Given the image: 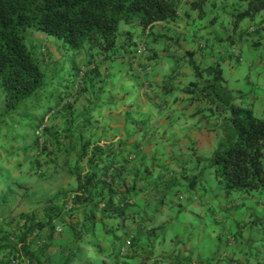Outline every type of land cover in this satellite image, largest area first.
I'll list each match as a JSON object with an SVG mask.
<instances>
[{"label":"crops","instance_id":"1","mask_svg":"<svg viewBox=\"0 0 264 264\" xmlns=\"http://www.w3.org/2000/svg\"><path fill=\"white\" fill-rule=\"evenodd\" d=\"M172 1L180 7L179 0ZM248 1L191 0L173 17L148 27L149 51L136 68L129 51L144 33L136 23L117 51L97 55L106 59L102 71L110 78V95L97 100L110 103L105 120L114 127L109 114L114 103H129L122 113L137 129L132 142L141 143L142 165L134 168L144 167V193L130 209L144 213V252L133 248L138 262L264 264V188L224 193L210 164L228 116L224 97L206 85L214 72H220L233 103L250 104L264 117V7L237 17ZM94 124L100 135L103 125ZM183 190L184 199L178 200ZM119 227L117 234L138 229L133 221Z\"/></svg>","mask_w":264,"mask_h":264},{"label":"trees","instance_id":"2","mask_svg":"<svg viewBox=\"0 0 264 264\" xmlns=\"http://www.w3.org/2000/svg\"><path fill=\"white\" fill-rule=\"evenodd\" d=\"M174 6L172 0H0V214L13 204L15 188L19 186L3 166L16 154L12 142L25 138L31 131L34 140L30 147H37L42 134L50 136L57 149L63 145L61 130H51L46 117L63 106L61 97L70 94L72 76L79 69L77 55L84 52L89 59L94 51L97 55L117 51L121 41H126L131 33L130 29L120 31L121 23L143 27L144 39L152 36L146 28L173 17ZM263 7L264 0H249L237 17L244 18ZM27 28L54 36L63 52L56 60L49 56L50 60L44 65L28 43ZM40 51L45 54L44 47ZM65 73L69 74L68 78ZM220 80L217 71L206 84L214 96L224 97L229 114L224 120L222 145L213 152L210 164L215 166L224 193L261 190L264 188V117H257L250 104L233 103L231 92L222 87ZM87 122L82 120L81 126ZM65 125L63 134L69 138L71 129ZM52 131L56 132L55 137ZM130 134L126 131L123 139L111 138L101 144L105 133L84 138L83 132H78L79 149L69 170L76 179L71 206L80 213V220L69 223L63 243L55 245L54 221L60 210L49 197L42 208L41 219L34 213L26 215L22 226L10 231L1 223L0 264H76L86 249L96 256H118L119 247L127 238H131L135 251L144 252V246L140 245L144 213L140 216L130 211L134 198L144 193V174H141L144 167L128 168L130 154L134 157L141 154L139 143L132 142ZM70 147L68 143L65 149ZM141 160L137 164H141ZM13 218L19 221L18 216L10 221ZM105 218L113 223H104ZM127 221L136 223V232L117 234L119 226ZM44 226L48 227V235L43 240L35 231ZM97 227L102 228L101 234ZM101 236L105 238L104 243L111 245H108L111 254H108V246L100 242ZM33 239L35 246H31ZM141 261L144 264V258Z\"/></svg>","mask_w":264,"mask_h":264},{"label":"rangeland","instance_id":"3","mask_svg":"<svg viewBox=\"0 0 264 264\" xmlns=\"http://www.w3.org/2000/svg\"><path fill=\"white\" fill-rule=\"evenodd\" d=\"M135 28L136 27L132 24H120V31H125L126 29H131L133 31ZM44 33L45 32L42 30L36 31L30 28L26 29L28 43H30L36 56L43 60V64L45 65L48 60H50L49 56L56 60L63 50L60 48L59 43L54 36ZM143 38L144 37L141 34L136 44L140 43ZM145 40L149 43L150 37H146ZM41 47L45 48V54L40 51ZM131 48H133V46H131ZM91 55L97 56V52L94 51ZM76 58L77 63L79 64V69L77 74H75L74 77L72 76L73 80L70 82V94L67 97H61L60 103H64L62 104L63 106L60 109L55 108L54 111L46 117V124L48 127H52L51 130H61L59 133L60 135H63L64 138L61 149H57V146L50 141V136L48 137L47 134L40 135L37 147H34V145L30 147L31 142L34 140V135H32L31 131H28L25 138L21 137L12 142V148L16 151V154L11 158L10 162L3 164L6 171H8L10 178L18 183L19 186L15 188L16 198L13 204L0 214V224L4 223L6 229L10 231L12 229H17V227H21L26 215L34 213L38 219H41L42 208L46 205L48 198L50 197L52 198L53 203L58 205L60 210L58 218L54 221L55 245L63 243L68 224L75 223L81 218L79 212H76L72 206L69 207V205H71V198L76 192V179L70 172L69 167L75 162L76 153L79 149L77 145L78 132H83L84 138L92 137L90 134L99 135L98 132L100 126L95 125L94 123L101 122L103 125L101 126V132L106 135L102 137L100 143L104 144L109 142V139L114 135L118 136V139H123L124 135L122 133L125 130L130 133H134L137 130H134L132 126H129L130 122L126 121V117H124V114L122 113L124 108L130 105L129 103H120L112 107L113 112L110 111L111 113L109 114H112L111 120L113 121L114 127L109 126L108 122L105 120V115H107L109 110L107 105L104 103H97L98 99L99 101L102 99L98 98L99 95L103 94L102 97L105 96V100L107 99V96L110 95V88H108L110 78L107 76L105 70L102 71V69L107 68V66H105L107 64H105L106 59H99V56H97L96 59L90 60V58H86L84 52L78 54ZM87 62L89 64H87ZM67 67H71L70 61H67ZM95 69L96 73L94 71ZM65 77L68 78L69 74L65 73ZM59 84L61 87L65 86V83ZM101 88L104 89V93L99 92ZM65 103L73 104L67 106ZM84 119L88 122L86 125L81 126L82 120ZM65 124H68V127L71 129V137L69 138L64 137L65 133L63 134L64 130H62V127ZM53 131L51 134L55 137L56 132ZM57 137H59L58 133ZM112 139L114 141L118 140L114 138ZM68 143H71L72 148L65 149V146ZM67 150L69 152H66ZM138 155L139 157H137ZM137 156L134 157L133 154H130L129 158L131 159V162L129 168L136 167L138 160L140 161L143 159L142 153L137 154ZM39 170L43 172L39 173ZM60 193H65L66 196L63 197ZM184 195L185 190L183 195L181 191L177 193V196H183V199ZM178 200L181 199L178 197ZM17 216L19 221H16L14 218L10 221L12 217ZM103 222L110 224L113 223L106 218ZM101 231L102 228L97 227L98 234H101ZM35 232H37L41 236L39 237L44 240L48 235V227L44 226ZM35 234L36 233L32 234V237L35 236ZM100 239L101 243L106 246L110 245L109 242L104 243L105 238H103V236H101ZM33 240L34 242L31 246L36 245L35 239ZM127 240H124L122 245H120V247H124V250L119 249L118 256H96L86 249L76 264H123L124 262L138 264L136 254L131 245V238H128ZM141 243L142 246H144V242ZM108 249L109 254L111 248L108 246Z\"/></svg>","mask_w":264,"mask_h":264},{"label":"built area","instance_id":"4","mask_svg":"<svg viewBox=\"0 0 264 264\" xmlns=\"http://www.w3.org/2000/svg\"><path fill=\"white\" fill-rule=\"evenodd\" d=\"M188 0H181L182 3L187 2ZM256 27H249L248 31H254ZM147 47H148V43L146 41H142L141 43H139L138 46H136V48L134 49L131 59L130 61L134 64L133 67L136 68L137 67V62L138 59L141 57L142 54H144L147 51ZM146 70L147 67H146ZM183 196H179V199H182ZM69 207H71V205H69ZM128 241V240H127ZM121 250H124V247L122 246L120 248Z\"/></svg>","mask_w":264,"mask_h":264},{"label":"clouds","instance_id":"5","mask_svg":"<svg viewBox=\"0 0 264 264\" xmlns=\"http://www.w3.org/2000/svg\"><path fill=\"white\" fill-rule=\"evenodd\" d=\"M179 1H180V7H179V5H178V7H176V4H175V6H174V7H175V14L178 13V11H181V10L183 9V6H184V5H188V4L191 3V0H188V1L185 2V3H182L181 0H179ZM157 22H158V21H157ZM154 23H155V22H154ZM151 25H152V24H151ZM249 27H256V26L251 25V26H249ZM249 27H248V28H249ZM146 29H147L148 31H150L148 27H147ZM146 29H145V30H146ZM255 29H256V28H255ZM143 30H144V29H143ZM250 32H253V31H250ZM140 43H141V41H140ZM149 43H150V42H149ZM149 43H148L147 51L145 52L146 54H147V52L149 51V46H150ZM138 45H139V43H137L136 45H132L133 48H130V51H129V57H130V55L132 56V53H133L134 49H135L136 46H138ZM145 53H144V54H145ZM141 57H144L143 54L141 55ZM141 57H140V58H141ZM140 58H139V59H140ZM139 59H138V60H139ZM181 192H182V195H183L184 190L181 191ZM127 239H128V238H127ZM127 239H126V240H127ZM120 248H121V247H120Z\"/></svg>","mask_w":264,"mask_h":264}]
</instances>
